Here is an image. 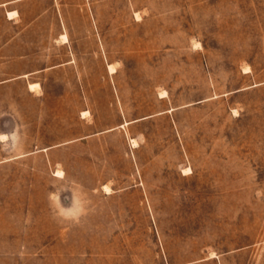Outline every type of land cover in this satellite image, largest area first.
Wrapping results in <instances>:
<instances>
[{
  "label": "rangeland",
  "instance_id": "1",
  "mask_svg": "<svg viewBox=\"0 0 264 264\" xmlns=\"http://www.w3.org/2000/svg\"><path fill=\"white\" fill-rule=\"evenodd\" d=\"M0 264H264V0H0Z\"/></svg>",
  "mask_w": 264,
  "mask_h": 264
},
{
  "label": "clouds",
  "instance_id": "2",
  "mask_svg": "<svg viewBox=\"0 0 264 264\" xmlns=\"http://www.w3.org/2000/svg\"><path fill=\"white\" fill-rule=\"evenodd\" d=\"M66 215H61L63 219L71 220L73 222H78L85 214V210L81 208L78 204L74 203L73 207L70 209H64Z\"/></svg>",
  "mask_w": 264,
  "mask_h": 264
},
{
  "label": "bare ground",
  "instance_id": "3",
  "mask_svg": "<svg viewBox=\"0 0 264 264\" xmlns=\"http://www.w3.org/2000/svg\"><path fill=\"white\" fill-rule=\"evenodd\" d=\"M13 15V13H9V17H11ZM64 39H66V36H64ZM110 69L113 71H115L114 67L113 66H110ZM36 85H30V88L33 89L35 88ZM85 114V113H84ZM85 116V115H84ZM109 189V188H108Z\"/></svg>",
  "mask_w": 264,
  "mask_h": 264
}]
</instances>
